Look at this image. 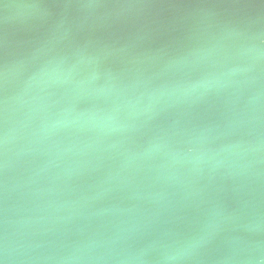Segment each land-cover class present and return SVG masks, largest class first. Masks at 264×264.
I'll return each mask as SVG.
<instances>
[{"label": "water", "instance_id": "obj_1", "mask_svg": "<svg viewBox=\"0 0 264 264\" xmlns=\"http://www.w3.org/2000/svg\"><path fill=\"white\" fill-rule=\"evenodd\" d=\"M3 264H264V0H0Z\"/></svg>", "mask_w": 264, "mask_h": 264}, {"label": "snow or ice", "instance_id": "obj_2", "mask_svg": "<svg viewBox=\"0 0 264 264\" xmlns=\"http://www.w3.org/2000/svg\"><path fill=\"white\" fill-rule=\"evenodd\" d=\"M0 264H3V262H2V261H0Z\"/></svg>", "mask_w": 264, "mask_h": 264}]
</instances>
